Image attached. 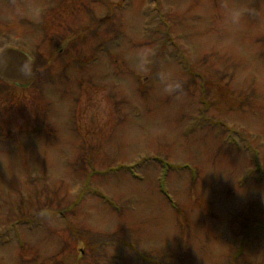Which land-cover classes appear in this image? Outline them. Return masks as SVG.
I'll return each instance as SVG.
<instances>
[{
	"label": "rangeland",
	"instance_id": "374dc122",
	"mask_svg": "<svg viewBox=\"0 0 264 264\" xmlns=\"http://www.w3.org/2000/svg\"><path fill=\"white\" fill-rule=\"evenodd\" d=\"M7 47L0 264H264V0H0Z\"/></svg>",
	"mask_w": 264,
	"mask_h": 264
},
{
	"label": "water",
	"instance_id": "95a60500",
	"mask_svg": "<svg viewBox=\"0 0 264 264\" xmlns=\"http://www.w3.org/2000/svg\"><path fill=\"white\" fill-rule=\"evenodd\" d=\"M104 18L101 21H106ZM36 61L27 53L8 48L0 52V78L20 87H27L36 80Z\"/></svg>",
	"mask_w": 264,
	"mask_h": 264
},
{
	"label": "clouds",
	"instance_id": "9594fccd",
	"mask_svg": "<svg viewBox=\"0 0 264 264\" xmlns=\"http://www.w3.org/2000/svg\"><path fill=\"white\" fill-rule=\"evenodd\" d=\"M248 9L237 8L235 6L224 5L222 15L226 24L239 26L242 22V19L246 12H249ZM162 80H166V77L162 76ZM182 87L181 82L177 80H172L167 82L165 85V92L171 94L178 92Z\"/></svg>",
	"mask_w": 264,
	"mask_h": 264
}]
</instances>
